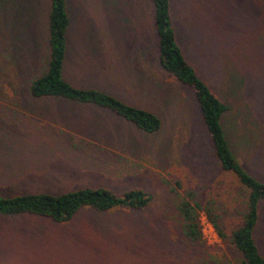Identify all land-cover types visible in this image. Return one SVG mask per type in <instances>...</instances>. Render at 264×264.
<instances>
[{
  "label": "rangeland",
  "instance_id": "1",
  "mask_svg": "<svg viewBox=\"0 0 264 264\" xmlns=\"http://www.w3.org/2000/svg\"><path fill=\"white\" fill-rule=\"evenodd\" d=\"M65 3L62 79L154 114L159 129L145 134L90 105L31 97L46 65L49 2L0 0V197L87 187L151 199L140 210L83 208L65 223L0 215V264H237L203 218L202 242L180 230L183 191L212 201L225 233L240 221L241 197L217 167L192 92L158 65L152 1ZM168 7L184 60L228 107L222 126L231 150L264 183V0ZM253 236L264 258V203Z\"/></svg>",
  "mask_w": 264,
  "mask_h": 264
},
{
  "label": "trees",
  "instance_id": "2",
  "mask_svg": "<svg viewBox=\"0 0 264 264\" xmlns=\"http://www.w3.org/2000/svg\"><path fill=\"white\" fill-rule=\"evenodd\" d=\"M153 28L156 33L157 61L159 67L179 84L187 87L195 97L204 128L208 134L213 157L223 174L232 177L241 197L240 221L225 233L212 201L201 203L192 190L178 195L175 212L180 219L182 235L193 242H202L201 219L212 228L216 237L233 248L239 257L237 264H264L254 241L258 207L264 203V183L255 179L241 166L234 155L222 126L228 107L216 99L204 82L186 63L175 42L170 24L168 0H151ZM47 58L44 72L29 85L33 98H55L77 104L90 105L105 110L131 124L138 131L152 134L159 129L158 118L143 109L125 104L97 89L75 88L62 79L65 56V37L69 23L65 0H48ZM174 188H179L178 182ZM174 190V189H173ZM151 196L140 190H128L117 195L105 188H80L59 195L32 193L0 197V215H32L65 223L83 208L107 212L113 209L140 210L150 202Z\"/></svg>",
  "mask_w": 264,
  "mask_h": 264
}]
</instances>
